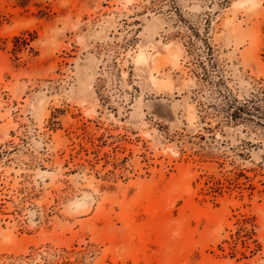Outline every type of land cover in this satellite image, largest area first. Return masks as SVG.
<instances>
[{"label": "rangeland", "instance_id": "1", "mask_svg": "<svg viewBox=\"0 0 264 264\" xmlns=\"http://www.w3.org/2000/svg\"><path fill=\"white\" fill-rule=\"evenodd\" d=\"M0 264H264V0H0Z\"/></svg>", "mask_w": 264, "mask_h": 264}, {"label": "bare ground", "instance_id": "2", "mask_svg": "<svg viewBox=\"0 0 264 264\" xmlns=\"http://www.w3.org/2000/svg\"><path fill=\"white\" fill-rule=\"evenodd\" d=\"M140 58H144V54H140Z\"/></svg>", "mask_w": 264, "mask_h": 264}]
</instances>
